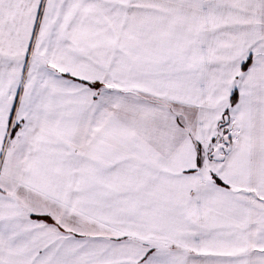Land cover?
Masks as SVG:
<instances>
[{
	"label": "snow or ice",
	"instance_id": "obj_1",
	"mask_svg": "<svg viewBox=\"0 0 264 264\" xmlns=\"http://www.w3.org/2000/svg\"><path fill=\"white\" fill-rule=\"evenodd\" d=\"M0 264H264V0H0Z\"/></svg>",
	"mask_w": 264,
	"mask_h": 264
}]
</instances>
